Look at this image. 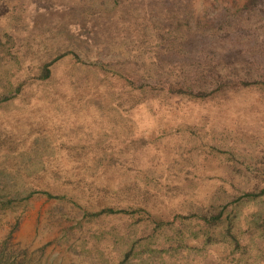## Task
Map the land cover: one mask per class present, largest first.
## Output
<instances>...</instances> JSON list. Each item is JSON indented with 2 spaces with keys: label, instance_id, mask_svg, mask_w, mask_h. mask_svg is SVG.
<instances>
[{
  "label": "rangeland",
  "instance_id": "1",
  "mask_svg": "<svg viewBox=\"0 0 264 264\" xmlns=\"http://www.w3.org/2000/svg\"><path fill=\"white\" fill-rule=\"evenodd\" d=\"M0 264H264V0H0Z\"/></svg>",
  "mask_w": 264,
  "mask_h": 264
}]
</instances>
